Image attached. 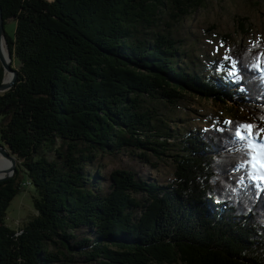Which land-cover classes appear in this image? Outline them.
Wrapping results in <instances>:
<instances>
[{"label":"trees","instance_id":"16d2710c","mask_svg":"<svg viewBox=\"0 0 264 264\" xmlns=\"http://www.w3.org/2000/svg\"><path fill=\"white\" fill-rule=\"evenodd\" d=\"M206 1L0 0L18 71L0 92V142L16 158L0 180V264H264V190L238 169L234 139L237 124L264 122L250 67L264 42L226 34L241 79L205 73L180 33ZM191 97L235 103L232 123L183 131ZM127 156L171 160L175 178L104 170ZM27 184L37 213L12 229L7 210Z\"/></svg>","mask_w":264,"mask_h":264},{"label":"rangeland","instance_id":"374dc122","mask_svg":"<svg viewBox=\"0 0 264 264\" xmlns=\"http://www.w3.org/2000/svg\"><path fill=\"white\" fill-rule=\"evenodd\" d=\"M238 17L247 18L246 27L250 29L249 33H243L238 29ZM6 29L13 35L15 21L9 20ZM185 33H190L187 50L205 73L216 72L217 69L218 73L228 75L232 70V62L225 59L229 46H231L229 42H238L241 45L257 41L264 42V0H207L206 5L183 21L180 34L185 35ZM226 34H231V39L227 43L223 40ZM190 99L186 102L187 109L182 112V120L178 124L183 131L190 129L203 131L211 126L222 125L228 127V121L233 117L232 110L237 108L236 104L231 101L226 105L211 99L199 97ZM1 122L2 116L0 115V124ZM262 123L264 127V122ZM102 162L107 173L123 166L136 170L140 175L164 185L171 183L175 178V166L171 160L166 158L153 157L152 162L155 166L141 163L138 158L128 156L122 158L121 161L105 158ZM7 174L6 170L0 173L1 176ZM36 196H38L37 189L27 184L13 199L6 217V224L10 228H21L30 217L37 213L34 204Z\"/></svg>","mask_w":264,"mask_h":264},{"label":"snow or ice","instance_id":"6c2138e0","mask_svg":"<svg viewBox=\"0 0 264 264\" xmlns=\"http://www.w3.org/2000/svg\"><path fill=\"white\" fill-rule=\"evenodd\" d=\"M253 47H258V45L254 44ZM225 59L229 60L230 57H225ZM250 67L253 71L259 72V78L264 81V52L254 58ZM229 75L235 81L241 79L235 63L232 64ZM234 139L245 157L238 165V169H247L249 179L254 182V187L264 190L261 187L264 185V127L252 123L237 124Z\"/></svg>","mask_w":264,"mask_h":264},{"label":"water","instance_id":"95a60500","mask_svg":"<svg viewBox=\"0 0 264 264\" xmlns=\"http://www.w3.org/2000/svg\"><path fill=\"white\" fill-rule=\"evenodd\" d=\"M4 45L7 49L6 55L3 52ZM11 61H12V54H11L9 44H8L7 33L5 29V20H4L3 13H2V7L0 6V62L4 69L3 79L2 80L0 79V92L10 89L18 79V71L16 68H14L11 65ZM7 72L12 74L9 82H5V75ZM0 152L6 158L11 159L12 161V165L10 169L6 170L8 174L2 175V176L0 175V180H3V179H7L11 177L14 174L16 170V158L13 155H11L7 147L2 142H0Z\"/></svg>","mask_w":264,"mask_h":264},{"label":"bare ground","instance_id":"6f19581e","mask_svg":"<svg viewBox=\"0 0 264 264\" xmlns=\"http://www.w3.org/2000/svg\"><path fill=\"white\" fill-rule=\"evenodd\" d=\"M3 52L6 55L7 49L5 45L3 46ZM12 74L7 72L5 75V82H9L11 79ZM12 161L9 158H6L1 152H0V173H3L4 170H7L11 167ZM5 174V173H4Z\"/></svg>","mask_w":264,"mask_h":264}]
</instances>
